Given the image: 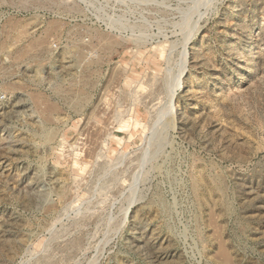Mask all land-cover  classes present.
I'll list each match as a JSON object with an SVG mask.
<instances>
[{
	"label": "rangeland",
	"instance_id": "obj_1",
	"mask_svg": "<svg viewBox=\"0 0 264 264\" xmlns=\"http://www.w3.org/2000/svg\"><path fill=\"white\" fill-rule=\"evenodd\" d=\"M0 264H264V0H0Z\"/></svg>",
	"mask_w": 264,
	"mask_h": 264
},
{
	"label": "bare ground",
	"instance_id": "obj_2",
	"mask_svg": "<svg viewBox=\"0 0 264 264\" xmlns=\"http://www.w3.org/2000/svg\"><path fill=\"white\" fill-rule=\"evenodd\" d=\"M39 48H40V47H39ZM33 49H34V48H33ZM21 57H22V56H21ZM23 58H24V57H23ZM21 59H22V58H21ZM180 78H181V77H180ZM178 85H180V84H178ZM171 99H172V98H171ZM169 102H170V101H169ZM171 103H172V102H170V106H171ZM75 105H76V104H75ZM170 108L173 109V108H175V107H174V105H172ZM48 109H49V108H48ZM172 111H174V110H172ZM51 112H52V111H51ZM49 113H50V112H49Z\"/></svg>",
	"mask_w": 264,
	"mask_h": 264
}]
</instances>
